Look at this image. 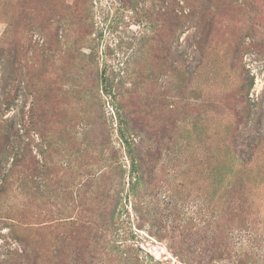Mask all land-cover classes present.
<instances>
[{"label":"rangeland","instance_id":"1","mask_svg":"<svg viewBox=\"0 0 264 264\" xmlns=\"http://www.w3.org/2000/svg\"><path fill=\"white\" fill-rule=\"evenodd\" d=\"M83 1L0 0V264H264V0Z\"/></svg>","mask_w":264,"mask_h":264},{"label":"trees","instance_id":"2","mask_svg":"<svg viewBox=\"0 0 264 264\" xmlns=\"http://www.w3.org/2000/svg\"><path fill=\"white\" fill-rule=\"evenodd\" d=\"M83 3H84V1L83 0H81V5H83ZM180 6V8H181V10H180V12H179V20L180 19H188L189 17H191L192 16V12L195 10L193 7L190 9L189 8V12L187 11L186 12V10H183L184 9V6H181V5H179ZM80 7V6H79ZM194 7H196V6H194ZM200 7V6H199ZM198 7V8H199ZM201 8H202V5H201ZM200 8V9H201ZM220 7H218V9H219ZM78 10V9H77ZM202 10V12H201V23H200V25H199V27H202V25H203V28H205V32H203L202 33V39H205L206 37H207V30L209 29V27H210V25L211 24H204L203 23V20L205 19V17H206V14H208V11H207V8H205V9H201ZM79 12V11H78ZM190 15V16H189ZM193 16H194V20H196L197 21V16H195L194 14H193ZM208 16H209V14H208ZM80 22H81V27H84V29H83V37H82V40H85L84 38L86 37V36H90V34L92 33V31H91V27H92V24H89V20L91 19V10H90V7L89 6H85V7H82V12H81V15H80ZM200 18H198V20L200 19ZM89 29H90V32H89ZM85 43L87 42V41H84ZM202 42V40L200 41V43ZM137 81H133V87L132 88H130V89H125L124 87H122L123 85L120 83L119 85H117V86H115L114 84H109L108 86H106V88H105V92H107L106 90H108L109 92H114L115 90L117 91L118 89H119V92H118V94H116L115 96H120L121 97V99L123 98L124 99V97L129 93V92H131V91H133V88L137 85V83H136ZM131 85V86H132ZM109 88V89H108ZM107 94H108V92H107ZM127 142V150H128V154L130 155V157H131V160H132V169H133V172H135V171H138V168H139V165H140V163H141V155L139 154L138 155V153H137V149L135 148V146L134 145H132V143H130L129 141H126ZM232 192H234V190H232ZM233 196H234V194H232ZM231 194L230 195H228L230 198H233V196H232ZM244 197V196H243ZM229 203V202H228ZM245 203L246 202H240V204H238V205H236V210L238 209L239 210V212L241 213V209L242 208H244L245 207ZM231 206L233 205V201L231 200L230 201V203H229ZM241 208V209H240ZM216 224H219V225H216L215 226V223L212 225V230H211V235H213L214 236V238H216V237H225V238H229V235H230V226H232L234 223H216ZM239 224V226L242 224V225H247V223H238ZM244 255V257H249V255H248V253H245V254H243ZM238 256V255H237ZM238 257H240V256H238Z\"/></svg>","mask_w":264,"mask_h":264}]
</instances>
